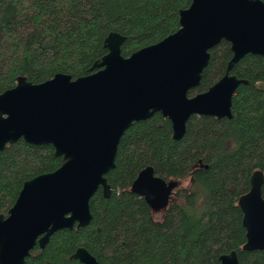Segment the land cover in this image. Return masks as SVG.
<instances>
[{
	"label": "trees",
	"instance_id": "obj_1",
	"mask_svg": "<svg viewBox=\"0 0 264 264\" xmlns=\"http://www.w3.org/2000/svg\"><path fill=\"white\" fill-rule=\"evenodd\" d=\"M264 2V0H261ZM192 0H0V95L25 77L41 84L57 74L90 75L108 50L112 33L126 38L124 57L157 44L180 28V12ZM199 87L207 92L227 73L233 57L222 41ZM246 81L233 97L231 119L193 116L181 140L169 119L155 114L134 123L123 136L116 167L90 201L89 226L63 229L25 264H81L72 256L85 248L101 264H221L236 252L239 264H264L263 251H244L247 231L240 197L255 171L264 173V57L248 54L231 71ZM63 159L51 145L20 140L0 152V215H7L25 182L55 172ZM147 167L165 181H177L160 218L132 192ZM189 181V186L182 182ZM264 198V184L262 187ZM159 219V220H158Z\"/></svg>",
	"mask_w": 264,
	"mask_h": 264
},
{
	"label": "water",
	"instance_id": "obj_2",
	"mask_svg": "<svg viewBox=\"0 0 264 264\" xmlns=\"http://www.w3.org/2000/svg\"><path fill=\"white\" fill-rule=\"evenodd\" d=\"M181 28L157 44L124 57L126 38L112 32L108 53L91 74L73 79L57 74L33 84L19 77L17 86L0 95V152L21 139L51 145L63 165L25 182L8 214L0 215V264H25L37 245L44 249L63 229H83L92 222L90 201L102 188L109 198L107 175L116 167L119 145L136 122L161 114L173 137L181 140L193 116L233 117V97L246 81L231 75L246 55L264 57V2L261 0H192L180 12ZM227 41L233 57L226 75L194 97L208 67L210 50ZM264 173L257 170L250 191L240 197L247 231L244 251L264 252ZM177 181H165L152 167L134 181L132 192L154 212L169 206ZM81 264H101L85 248L72 256ZM221 264H239L236 252Z\"/></svg>",
	"mask_w": 264,
	"mask_h": 264
},
{
	"label": "rangeland",
	"instance_id": "obj_3",
	"mask_svg": "<svg viewBox=\"0 0 264 264\" xmlns=\"http://www.w3.org/2000/svg\"><path fill=\"white\" fill-rule=\"evenodd\" d=\"M182 185L183 186H189V181H186V182H182ZM162 212V211H161ZM161 212H155V216H156V218H160L161 217V215H162V213ZM159 220V219H158Z\"/></svg>",
	"mask_w": 264,
	"mask_h": 264
},
{
	"label": "flooded vegetation",
	"instance_id": "obj_4",
	"mask_svg": "<svg viewBox=\"0 0 264 264\" xmlns=\"http://www.w3.org/2000/svg\"><path fill=\"white\" fill-rule=\"evenodd\" d=\"M176 189H177V188H176ZM176 189H175V190H176ZM175 190H174V191H175ZM173 193H174V192H173ZM172 195H173V194H172ZM38 246H39V245H38ZM35 248H36V247H35Z\"/></svg>",
	"mask_w": 264,
	"mask_h": 264
}]
</instances>
